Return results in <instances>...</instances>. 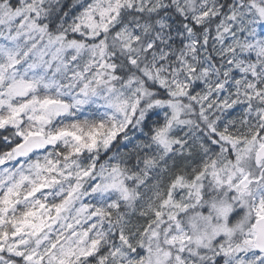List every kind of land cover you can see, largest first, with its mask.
I'll return each mask as SVG.
<instances>
[{
  "label": "snow or ice",
  "instance_id": "snow-or-ice-1",
  "mask_svg": "<svg viewBox=\"0 0 264 264\" xmlns=\"http://www.w3.org/2000/svg\"><path fill=\"white\" fill-rule=\"evenodd\" d=\"M0 264H264V0H0Z\"/></svg>",
  "mask_w": 264,
  "mask_h": 264
}]
</instances>
